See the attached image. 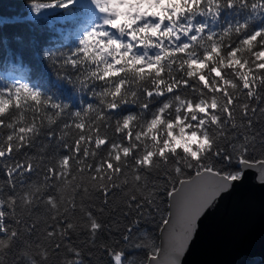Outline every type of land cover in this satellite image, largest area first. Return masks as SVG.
Here are the masks:
<instances>
[{
  "label": "snow or ice",
  "instance_id": "1",
  "mask_svg": "<svg viewBox=\"0 0 264 264\" xmlns=\"http://www.w3.org/2000/svg\"><path fill=\"white\" fill-rule=\"evenodd\" d=\"M30 8L80 19L74 46L54 62L91 100L0 85V264H145L139 252L149 249L153 264L159 249L143 224L161 193L197 186L176 209L187 243L246 169L264 179V21L255 22L264 0ZM226 10L249 11L221 22Z\"/></svg>",
  "mask_w": 264,
  "mask_h": 264
},
{
  "label": "trees",
  "instance_id": "2",
  "mask_svg": "<svg viewBox=\"0 0 264 264\" xmlns=\"http://www.w3.org/2000/svg\"><path fill=\"white\" fill-rule=\"evenodd\" d=\"M30 3L31 0H0V21L3 22L0 27V85L20 80L38 85L46 93L75 106H79L80 100L90 101L91 97L64 79L63 71L54 62L55 55L67 53L74 46L80 19L69 17L59 9L35 14ZM248 11L237 14L235 10H226L221 15V22L242 19ZM262 21L264 16H257L255 22ZM158 202L160 211L143 224V230L149 234L150 243L156 249L160 245L163 220L169 214L170 198L161 193ZM148 252L150 249L139 252L145 264ZM102 264H107V258ZM237 264H264V261L261 257L245 256Z\"/></svg>",
  "mask_w": 264,
  "mask_h": 264
},
{
  "label": "water",
  "instance_id": "3",
  "mask_svg": "<svg viewBox=\"0 0 264 264\" xmlns=\"http://www.w3.org/2000/svg\"><path fill=\"white\" fill-rule=\"evenodd\" d=\"M197 194L195 184L185 185L175 199L170 198L172 215L168 214L169 224L161 229L159 256L153 264H237L245 256L264 261V179L260 168L246 169L242 179L200 218L195 236L185 243L176 209Z\"/></svg>",
  "mask_w": 264,
  "mask_h": 264
}]
</instances>
